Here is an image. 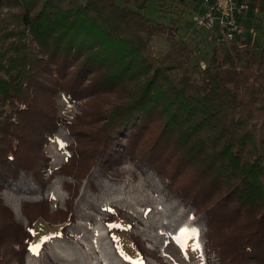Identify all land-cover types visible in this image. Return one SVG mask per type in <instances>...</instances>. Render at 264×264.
Segmentation results:
<instances>
[{
  "label": "trees",
  "instance_id": "16d2710c",
  "mask_svg": "<svg viewBox=\"0 0 264 264\" xmlns=\"http://www.w3.org/2000/svg\"><path fill=\"white\" fill-rule=\"evenodd\" d=\"M148 1L0 0V264H133L115 211L142 264H178L164 247L185 227L203 264H264V25L209 31L201 65L179 38L201 0H152L157 17ZM52 139L67 155L50 168ZM39 217L61 225L35 254Z\"/></svg>",
  "mask_w": 264,
  "mask_h": 264
},
{
  "label": "rangeland",
  "instance_id": "374dc122",
  "mask_svg": "<svg viewBox=\"0 0 264 264\" xmlns=\"http://www.w3.org/2000/svg\"><path fill=\"white\" fill-rule=\"evenodd\" d=\"M203 1L197 5V9L187 11L185 14V19L182 23V30L180 31L179 38L184 36L186 39H192L195 42V50L193 54V60L201 63L209 53V29L205 28L199 21L198 18L203 10ZM155 2L149 0L147 2V7L145 13L152 17H157L158 10ZM251 13V15H249ZM244 18V22L248 24L243 32L249 37H259L260 28L259 25H264V13H260L257 10L247 9L242 12L240 18ZM78 101H68L64 97L59 96L57 101L58 114L67 118L73 119L74 115L78 113ZM61 141L57 139L50 140L45 148V156L48 158V166L50 168L56 167L66 160V151L60 145ZM45 169V168H44ZM43 176L46 177L48 174V169L42 172ZM54 207V201L51 200L50 210ZM132 221V217L126 213H119L115 211L112 219L109 222L110 225H121V227H110L111 234L115 241L116 247L119 252L125 257H131L130 261H142V256L133 240L128 236L127 230ZM61 223L55 222L51 223L42 217L34 220L33 226L31 228V239L29 244H35L40 242L42 237L51 236L60 231ZM196 240V238H195ZM184 242V236L180 233L170 236L165 244L164 252L168 254L175 262L178 264H203L202 257L200 255V249H194L192 247L194 240L192 238L187 239V246L182 247ZM129 260V259H128Z\"/></svg>",
  "mask_w": 264,
  "mask_h": 264
},
{
  "label": "built area",
  "instance_id": "2783aa9c",
  "mask_svg": "<svg viewBox=\"0 0 264 264\" xmlns=\"http://www.w3.org/2000/svg\"><path fill=\"white\" fill-rule=\"evenodd\" d=\"M203 10L198 21L210 31H218L220 38H231L234 34L241 33L243 28L239 17L244 4L236 0H202ZM203 65V62L200 63Z\"/></svg>",
  "mask_w": 264,
  "mask_h": 264
},
{
  "label": "snow or ice",
  "instance_id": "6c2138e0",
  "mask_svg": "<svg viewBox=\"0 0 264 264\" xmlns=\"http://www.w3.org/2000/svg\"><path fill=\"white\" fill-rule=\"evenodd\" d=\"M60 146L63 147V144H61ZM110 227H121V225H110ZM180 233L184 236V242H183L182 247L187 246L188 238H192L194 240L192 247L194 249L200 248V243L195 240V238L199 236V231L196 228L185 227V228L180 229ZM56 235H59V233H56ZM48 239H50V237L45 236L41 238L40 242L35 243V244H29V251H31L32 253L38 254L41 244ZM124 258L129 259V260L131 259V257H128V256H125ZM133 264H142V261H139V260L133 261Z\"/></svg>",
  "mask_w": 264,
  "mask_h": 264
}]
</instances>
